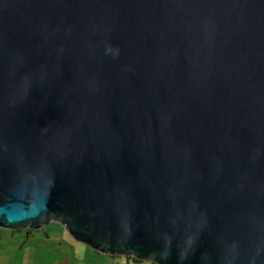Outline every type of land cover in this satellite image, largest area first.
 <instances>
[{"label": "water", "instance_id": "1", "mask_svg": "<svg viewBox=\"0 0 264 264\" xmlns=\"http://www.w3.org/2000/svg\"><path fill=\"white\" fill-rule=\"evenodd\" d=\"M52 221L264 264V0H0V228Z\"/></svg>", "mask_w": 264, "mask_h": 264}, {"label": "rangeland", "instance_id": "2", "mask_svg": "<svg viewBox=\"0 0 264 264\" xmlns=\"http://www.w3.org/2000/svg\"><path fill=\"white\" fill-rule=\"evenodd\" d=\"M36 232L28 228L0 229L1 234L16 235L12 240L16 242L17 246L13 249L20 251L22 246L25 249V253L18 252L16 264H101L105 260H109L111 263V257L100 254L76 241L57 221H52L49 225H45L39 233ZM33 233L35 238H28L27 235ZM45 233L50 238L47 241L43 240ZM27 238V243L23 245Z\"/></svg>", "mask_w": 264, "mask_h": 264}, {"label": "crops", "instance_id": "3", "mask_svg": "<svg viewBox=\"0 0 264 264\" xmlns=\"http://www.w3.org/2000/svg\"><path fill=\"white\" fill-rule=\"evenodd\" d=\"M42 229L35 230V231H37L36 233H39ZM27 236H28V238H30V237L35 238L34 233L29 234ZM15 237H16V235L12 236L9 234H1L0 233V264H16V260L18 259V257H17L18 252L25 253L24 252L25 249L23 246L21 247L22 250H20V251L13 249L14 247L17 246L16 242L12 240ZM28 238L26 239V241L24 242L23 245H25L27 243ZM49 239H50L49 235L45 233V239H43V240L47 241ZM100 254H102V253H100ZM104 255L109 257V258L111 257V263L109 260H105L101 264H156L152 261H142L140 263H134V262H129L128 260H126L125 257L112 256V255H107V254H104Z\"/></svg>", "mask_w": 264, "mask_h": 264}, {"label": "trees", "instance_id": "4", "mask_svg": "<svg viewBox=\"0 0 264 264\" xmlns=\"http://www.w3.org/2000/svg\"><path fill=\"white\" fill-rule=\"evenodd\" d=\"M126 258V260H128L129 262H134V263H140V262H142V261H140L139 259H137V258H135V257H133V256H131V257H125Z\"/></svg>", "mask_w": 264, "mask_h": 264}]
</instances>
